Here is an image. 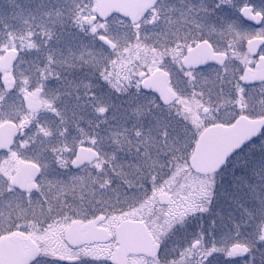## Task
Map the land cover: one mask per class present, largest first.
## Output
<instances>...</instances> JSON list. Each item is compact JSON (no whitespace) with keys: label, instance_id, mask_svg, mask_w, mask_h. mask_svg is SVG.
Segmentation results:
<instances>
[{"label":"snow or ice","instance_id":"1","mask_svg":"<svg viewBox=\"0 0 264 264\" xmlns=\"http://www.w3.org/2000/svg\"><path fill=\"white\" fill-rule=\"evenodd\" d=\"M0 264H264V0H0Z\"/></svg>","mask_w":264,"mask_h":264}]
</instances>
